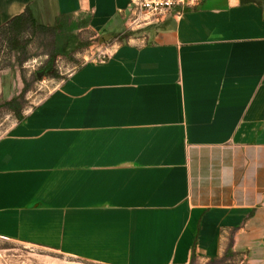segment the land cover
Here are the masks:
<instances>
[{
	"label": "crops",
	"instance_id": "obj_1",
	"mask_svg": "<svg viewBox=\"0 0 264 264\" xmlns=\"http://www.w3.org/2000/svg\"><path fill=\"white\" fill-rule=\"evenodd\" d=\"M130 2L0 0V26L29 7L62 51L83 29L122 34ZM0 239L100 264H264V2L202 0L59 79L0 136Z\"/></svg>",
	"mask_w": 264,
	"mask_h": 264
},
{
	"label": "rangeland",
	"instance_id": "obj_2",
	"mask_svg": "<svg viewBox=\"0 0 264 264\" xmlns=\"http://www.w3.org/2000/svg\"><path fill=\"white\" fill-rule=\"evenodd\" d=\"M28 37L29 35L26 34L25 38ZM98 38L83 29L78 33V44L71 45L66 50L61 51L57 46L58 38L56 34V48L52 55L45 54L33 42L27 47L26 53L20 55L14 53L11 57H8L2 52L3 42L0 37V105L3 100L20 96L26 86L27 90L20 98L21 112L25 114L44 98L59 79L68 76L82 63L109 54V50L114 45L122 42L120 39L113 38L109 42L100 45ZM107 43L108 45H105ZM18 119V116L10 109L2 106L0 108V136ZM0 264L100 263L83 260L40 246L0 239ZM191 264L248 263L243 255L229 250L221 258L214 260L195 259Z\"/></svg>",
	"mask_w": 264,
	"mask_h": 264
},
{
	"label": "trees",
	"instance_id": "obj_3",
	"mask_svg": "<svg viewBox=\"0 0 264 264\" xmlns=\"http://www.w3.org/2000/svg\"><path fill=\"white\" fill-rule=\"evenodd\" d=\"M254 1L260 4L263 3L261 0ZM26 34L29 35L28 38H25ZM56 34V27L38 23L32 10L27 7L22 13L13 16L0 26V37L3 42L2 52L8 57H11L14 53H18V55L24 54L27 51V47L35 42L37 47L42 49L45 54L52 55L56 48ZM129 35V33H124L119 36V39L123 41ZM26 90L27 87L25 86L20 96H15L10 100H3L0 108L5 106L17 115L19 119L22 118L20 98L23 97Z\"/></svg>",
	"mask_w": 264,
	"mask_h": 264
},
{
	"label": "built area",
	"instance_id": "obj_4",
	"mask_svg": "<svg viewBox=\"0 0 264 264\" xmlns=\"http://www.w3.org/2000/svg\"><path fill=\"white\" fill-rule=\"evenodd\" d=\"M201 2L202 0H131L126 16V29L122 34L132 35L156 27L168 18L176 17ZM122 34L115 35L114 38L119 39ZM107 56L108 54L98 59L103 60Z\"/></svg>",
	"mask_w": 264,
	"mask_h": 264
},
{
	"label": "water",
	"instance_id": "obj_5",
	"mask_svg": "<svg viewBox=\"0 0 264 264\" xmlns=\"http://www.w3.org/2000/svg\"><path fill=\"white\" fill-rule=\"evenodd\" d=\"M264 2V0H261ZM115 37V34L114 33H111V32H108V33H105V34H102L99 38H98V42L99 44H103L105 42H108L110 41L112 38Z\"/></svg>",
	"mask_w": 264,
	"mask_h": 264
}]
</instances>
